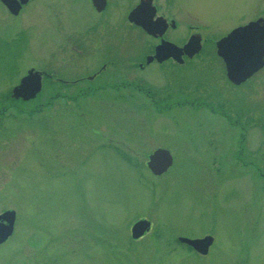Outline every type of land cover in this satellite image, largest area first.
Wrapping results in <instances>:
<instances>
[{
    "label": "rangeland",
    "instance_id": "rangeland-1",
    "mask_svg": "<svg viewBox=\"0 0 264 264\" xmlns=\"http://www.w3.org/2000/svg\"><path fill=\"white\" fill-rule=\"evenodd\" d=\"M187 1L192 12L186 21L205 24L210 38L236 21L264 15V0ZM130 2L119 0V16ZM95 14L91 0H34L17 17L0 4V100L9 98L29 65L57 64L61 24L76 27ZM141 37L139 49L147 45ZM203 62L171 79L213 85L227 117L240 125L245 117L247 129L187 107L146 114L149 105L134 96L115 95L110 103L90 95L49 111L44 104L5 102L0 212L14 209L17 219L14 234L0 244V264H264V68L256 80L237 86L215 56ZM163 68L143 72L157 89L166 78ZM69 73L63 75L71 79L78 70ZM206 129L223 133L221 149L188 148ZM240 143L245 147L238 152ZM158 145L175 157L161 176L147 166ZM143 217L151 220V231L134 240L131 227ZM208 234L215 240L206 255L176 238Z\"/></svg>",
    "mask_w": 264,
    "mask_h": 264
},
{
    "label": "flooded vegetation",
    "instance_id": "flooded-vegetation-1",
    "mask_svg": "<svg viewBox=\"0 0 264 264\" xmlns=\"http://www.w3.org/2000/svg\"><path fill=\"white\" fill-rule=\"evenodd\" d=\"M32 1L34 0H29L23 4L17 14L12 13L2 0H0V4L4 8V12L7 11L9 15L17 17ZM144 1L154 8L153 16L146 20L153 27V32L129 18L130 12L141 0L133 2L131 0L127 12L122 16L117 14L119 0H99L97 5L95 0H91L96 13L95 19L86 20L79 25L76 24V27L67 29H64L62 24L59 26L60 36H57L54 47L57 64H46L44 67L41 66L43 68L29 65L19 82L15 84H19L23 77L33 69L35 79L37 77L41 79L40 92L35 97L25 99L14 97L11 89V96L0 100V115H3L5 102L8 103L9 99L12 104H44L49 111L56 103H61V107L64 108L69 100H78L90 95L95 97L94 100L101 98L107 101L116 96L125 98L134 96V98L149 105V112L146 114L161 116L170 113L175 106L179 108L176 111L187 107L196 110L199 115H206L207 118L211 116L214 119H225L231 125L236 123V126H239V119L232 117L231 120L227 117L225 102L224 100L221 102L220 93L214 89L213 85L188 84L181 78L177 81L171 78L176 73L184 74L202 68L205 57L215 56V59L221 63L223 76L232 85L241 86L252 79H257L259 71L240 83L231 80L227 72V63L218 54L217 41L228 36L233 30L259 19L261 15L257 13L253 15L255 17L247 21H236L237 23L234 22L235 24L227 27L222 35L210 38L206 36L205 24L197 21H186V17L192 12V4L190 5L187 0ZM181 9L183 10L182 13ZM144 18H146L145 15ZM180 29L181 32H179ZM141 36L146 39L147 45L139 49L137 45L139 39L142 38ZM193 39H198L201 48H193V45L189 44ZM209 51L210 53H208ZM125 52L126 54H124ZM151 65L165 69L163 72L166 73V78L159 89L154 86L153 82L147 80L143 73ZM76 70L78 73L71 79L63 75L70 71L68 75L71 76ZM69 85H78V87L75 90H73L74 88L70 90L67 87ZM109 102L115 103L116 101L109 100ZM118 102L129 103V99H122ZM223 105L224 110L221 108ZM35 108V106L30 107L29 114L34 115L35 112L32 110ZM49 120H46V124ZM250 121H256V119ZM248 124H244L242 121L240 126L246 128ZM49 130H52V126ZM194 136L198 143L188 147L194 152L209 151L211 154L212 151L224 145L223 133L220 135L218 129H206L204 133L201 132ZM244 144H239L238 152L244 149ZM158 148L169 149L158 145L151 149L150 153ZM169 150L173 153L171 149ZM173 158L174 164V154Z\"/></svg>",
    "mask_w": 264,
    "mask_h": 264
},
{
    "label": "water",
    "instance_id": "water-1",
    "mask_svg": "<svg viewBox=\"0 0 264 264\" xmlns=\"http://www.w3.org/2000/svg\"><path fill=\"white\" fill-rule=\"evenodd\" d=\"M7 7L17 14L22 4L29 0H2ZM105 1V0H103ZM96 5L99 0H95ZM154 14V8L144 0L130 12V20L142 25L150 32L153 27L146 21ZM144 15L146 18H144ZM200 41V40H199ZM190 45L199 49L198 39L191 40ZM218 53L224 57L227 63V72L231 80L240 83L253 75L264 66V17L251 21L245 26L233 30L228 36L223 37L217 42ZM41 79H35L34 70H30L21 83L14 87L13 94L16 97L32 98L41 90ZM173 163V156L168 149L159 148L150 155L149 167L156 173L161 174L166 171ZM16 221V211L6 210L0 214V244L6 241L14 231ZM151 221L149 219H139L132 226L133 238H140L146 231L150 230ZM182 241L189 243L196 250L203 254L209 252V248L214 241L212 235L202 238L181 237Z\"/></svg>",
    "mask_w": 264,
    "mask_h": 264
},
{
    "label": "trees",
    "instance_id": "trees-1",
    "mask_svg": "<svg viewBox=\"0 0 264 264\" xmlns=\"http://www.w3.org/2000/svg\"><path fill=\"white\" fill-rule=\"evenodd\" d=\"M21 111V110H20ZM29 111H31V110H29Z\"/></svg>",
    "mask_w": 264,
    "mask_h": 264
}]
</instances>
